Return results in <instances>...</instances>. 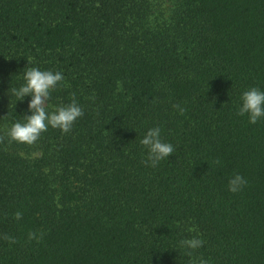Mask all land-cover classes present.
Here are the masks:
<instances>
[{"label": "trees", "instance_id": "obj_1", "mask_svg": "<svg viewBox=\"0 0 264 264\" xmlns=\"http://www.w3.org/2000/svg\"><path fill=\"white\" fill-rule=\"evenodd\" d=\"M177 1L0 0V264H264V119L237 113L264 90V0ZM32 67L84 115L27 145L7 133ZM152 127L175 149L155 167Z\"/></svg>", "mask_w": 264, "mask_h": 264}, {"label": "clouds", "instance_id": "obj_2", "mask_svg": "<svg viewBox=\"0 0 264 264\" xmlns=\"http://www.w3.org/2000/svg\"><path fill=\"white\" fill-rule=\"evenodd\" d=\"M24 83L12 89V94L17 101L28 100L27 112L30 115H22L23 121H15L8 129V137L17 143L33 145L40 138L41 134L48 131V128L59 129L63 133H69L78 118L84 115L83 108L73 96L71 103L62 106H51L49 111L45 105L51 99L52 91L64 80L62 71L40 70L37 67L24 72L22 77ZM240 116L247 115L251 124H256L264 119V90L253 87L244 91L240 96V103L237 108ZM140 143L147 149L148 159L145 161L155 167L160 161L167 159L174 152V145L161 140V128H150ZM219 163V161H217ZM247 181L240 174H235L228 182V190L237 193L243 189ZM20 214L17 213V218ZM204 241L199 238H191L180 241V246L185 249L187 255L191 256L196 249L203 247ZM200 264H207L203 259Z\"/></svg>", "mask_w": 264, "mask_h": 264}, {"label": "rangeland", "instance_id": "obj_3", "mask_svg": "<svg viewBox=\"0 0 264 264\" xmlns=\"http://www.w3.org/2000/svg\"><path fill=\"white\" fill-rule=\"evenodd\" d=\"M151 5H152V10L156 13V15H163V16H168L170 15L177 7L178 5V1L177 0H150ZM49 105L51 106H61V103L57 100H54L51 94V99L48 102V104H46L45 106L48 107L49 111H52V107H49ZM6 128L5 123L0 120V130H4ZM39 153H36L35 155H38ZM56 192H57V197H58V201L61 200V198L63 197V188L62 186H60V184H56ZM59 207L62 206L59 203Z\"/></svg>", "mask_w": 264, "mask_h": 264}]
</instances>
